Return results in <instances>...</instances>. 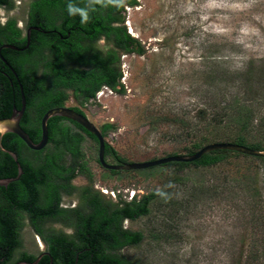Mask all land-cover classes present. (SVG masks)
I'll use <instances>...</instances> for the list:
<instances>
[{"label": "rangeland", "instance_id": "1", "mask_svg": "<svg viewBox=\"0 0 264 264\" xmlns=\"http://www.w3.org/2000/svg\"><path fill=\"white\" fill-rule=\"evenodd\" d=\"M136 1L124 7L121 24L136 40L132 52L116 50L107 41L94 44L103 55L112 50L119 55L117 88L93 100L73 98L68 90L66 105L81 109L98 130L109 124L105 140L125 163L186 156L206 136L217 139L214 143H233L238 105L250 109L252 120L251 129L241 135L249 143L261 142L264 44L253 43L258 51L245 49L236 39L243 24L264 36V0L242 12L209 13L204 24L199 4L193 13L181 15L186 0ZM13 4L11 12L0 11V20L13 18L23 30L30 1ZM215 23L231 31H204ZM82 152L85 170L72 181L77 190L63 196L62 207H77L85 187L112 203L119 197L140 201L158 189L165 193L150 201L147 214L123 221V228L143 234L141 243L119 252L133 264H264V158L228 154L214 167L168 164L111 175L97 162L98 144L86 135ZM105 161L118 164L110 156ZM23 223L14 260L45 249L26 217ZM46 228L73 233L58 223Z\"/></svg>", "mask_w": 264, "mask_h": 264}, {"label": "trees", "instance_id": "2", "mask_svg": "<svg viewBox=\"0 0 264 264\" xmlns=\"http://www.w3.org/2000/svg\"><path fill=\"white\" fill-rule=\"evenodd\" d=\"M68 2L69 0H32L29 4V18L32 21L40 20L43 29H56L66 38L61 45L51 49V57L41 54L38 59L26 61L12 50L2 53L10 57L12 55L10 62L26 100L20 125L35 143L40 139L41 118L49 109L63 106L68 99L66 90L71 89L76 96L84 95L85 100H88L95 97L103 84L113 91L117 88L121 77L118 69L119 55L114 50L103 55L94 48L101 34L116 50L126 53L132 52L131 48L136 44V40L127 33L125 25L121 26L124 21V7L93 13L90 22L82 25L78 16L70 17L67 14ZM74 2L79 3V0ZM126 4L134 6L137 1L126 0ZM0 5L13 8L11 0H0ZM15 24V21H11L0 27V40L4 37L12 45L19 47L24 40H21L22 31ZM33 37L41 40L48 36L34 31ZM58 40L59 36L55 37V41ZM50 43L53 44L54 41H46L43 46L46 48ZM31 49L33 50V45ZM68 63H77L87 70L74 69L71 65L68 68ZM42 66L44 71L40 74L39 69ZM14 106L21 108L18 82L12 73L8 76L0 75V118L9 117ZM237 107L240 111L233 126L238 128V135L232 142L252 150L263 151L264 135L261 142L252 143L241 135L251 129V111L242 105ZM75 110L82 114L78 109ZM258 124V128H263L264 132V113ZM47 128L48 145L41 151L28 149L12 133L2 136L3 148L17 154L23 174L18 181L10 183L7 187H0V264L32 263L39 255L24 252L14 260L15 251L22 245L20 231L24 226L25 217L35 234L44 242L49 254L43 256L38 264H50V258L52 264H133L119 252L141 243L143 234L123 228V221L134 220L147 214L150 201L158 195L152 193L140 201L132 197L133 199L127 202L119 197L117 203H112L104 201L92 188L85 187L79 192L77 207H62L63 196H71L77 190L72 181L85 170L82 161L84 135L96 143L97 140L79 125L60 117L49 119ZM110 128L109 124L102 126L103 137ZM214 142H217V139L206 136L194 142L187 155H192L204 145ZM228 154L247 157L237 152L218 150L205 154L192 163L169 164L214 167L227 159ZM66 156L69 157V163L64 162ZM106 156L112 157L118 164L125 163L107 142ZM106 172L116 175L121 171ZM16 176L15 162L9 155L0 151V179ZM49 223L62 224L71 228L73 233L67 235L46 228Z\"/></svg>", "mask_w": 264, "mask_h": 264}, {"label": "water", "instance_id": "3", "mask_svg": "<svg viewBox=\"0 0 264 264\" xmlns=\"http://www.w3.org/2000/svg\"><path fill=\"white\" fill-rule=\"evenodd\" d=\"M32 31L49 33L44 30H41L39 27H31L27 30V33H26L25 48L18 49L11 45H3L0 47V51L2 49H10L13 51L26 50L30 43V35ZM12 72L17 79L19 89H20L21 108L18 109L16 106H14L12 109V113L9 117L0 118V129H2V131H0V151L9 155L13 159L17 167V176L14 178L0 179V187H7L10 183L18 181L23 174L22 168L18 162L17 154L3 148L1 144L2 136L6 133H12L16 135L27 146L28 149L32 151H41L45 149L46 146L48 145L47 123H48V120L53 117H60V118L67 119L71 122H74L75 124L83 128L86 132L94 136L98 143V157H97L98 162L103 169H106L109 171H123V172L140 171V170H147L150 168H154L157 166H162V165L169 164V163H192L200 159L203 155L208 154L210 152L218 151V150L232 151V152H237L239 154L246 155V156L264 158V150L256 151V150H252V149H249V148L237 145V144H233V143H212V144L203 146L199 151H197L196 153L192 155H186V156L175 155V156H169V157L152 160L148 162H142V163L108 164L105 161V144H106L105 137L102 136L101 132L95 127V125L91 121H89V119H87L85 116L67 107H55V108L49 109L43 115L40 121V130H41L40 139L38 142L35 143L31 140L29 135L25 132V130L20 125V121L24 115L25 108H26V100H25L22 86L18 78L13 70ZM43 256H49V254L45 252H41L37 256L36 260L32 263L17 262L15 264H38V262ZM50 264H52V258H50Z\"/></svg>", "mask_w": 264, "mask_h": 264}, {"label": "clouds", "instance_id": "4", "mask_svg": "<svg viewBox=\"0 0 264 264\" xmlns=\"http://www.w3.org/2000/svg\"><path fill=\"white\" fill-rule=\"evenodd\" d=\"M256 0H203V3H200V0H186L182 3L180 8L181 15L191 14L196 10V4L200 5V12L202 13L199 16L201 24L209 21L211 16L209 13L217 11H229V12H242L252 6ZM126 6V0H79V3L74 2V0H69L66 6L67 14L70 17H79L80 23L82 25H87L90 22L91 15L102 10H107L109 8L119 9ZM218 20H228V16H217ZM211 29L214 33L218 35H223L229 33L231 30L224 27L220 23L208 24L204 31ZM259 41L261 44H264V36L261 35V32L258 28L252 27L248 24H243L239 29V35L236 39V43L243 45L245 49L259 50L254 49L253 43ZM237 59L242 60L244 57H238ZM2 131V129H0ZM171 187V184L168 185ZM157 195L164 196L165 193L157 190Z\"/></svg>", "mask_w": 264, "mask_h": 264}, {"label": "flooded vegetation", "instance_id": "5", "mask_svg": "<svg viewBox=\"0 0 264 264\" xmlns=\"http://www.w3.org/2000/svg\"><path fill=\"white\" fill-rule=\"evenodd\" d=\"M12 2H13V0H11ZM30 2L32 1V0H29ZM13 6H14V4H13ZM14 8V7H13ZM13 8L12 9H9V8H7V6L6 5H0V11H3V12H5V13H9V12H11L12 10H13ZM11 21H15V26L18 28V29H20L21 31H22V35H21V40H24V41H22V43H21V46H14V45H12L11 43H9L8 41H6L5 40V38L4 37H2L1 38V42H0V47L1 46H3V45H11V46H14V47H16V48H18V49H23V48H25V46H26V33H27V30L29 29V28H31V27H39L41 30H44V31H46V32H49V33H42V32H39L41 35H45V36H48L47 38H43V39H38L37 37H33V32L34 31H32L31 32V35H30V43H29V46H28V48L26 49V50H23V51H13V52H15V54H17L19 57H24V59H26V61H27V59H29V60H31V59H38L39 58V56L41 55V54H43V55H45V56H47V57H51V49H54L56 46H59V45H61L62 44V42H64V39H66L65 37L63 38L60 34V32L58 31V30H56V29H52V30H46V29H43L42 28V25L40 24L41 22H40V20L38 21V22H36V21H32L30 18H29V10H28V13H27V16H26V21H25V24H24V29L22 30L21 29V27L19 26V25H17V21L15 20V19H13V18H6L5 20H0V27H4V26H6L7 25V23H9V22H11ZM32 22V23H31ZM58 23L56 22V25H57ZM35 32H37V31H35ZM59 36V40L58 41H55V37H58ZM4 38V39H3ZM46 41H54V43L53 44H47L46 45V48L43 46V44L46 42ZM107 41V38L104 36V35H102L101 34V36H100V38L98 39V41L97 42H106ZM32 45H33V50L31 49L32 48ZM32 50V51H31ZM3 51H11L10 49H2L1 51H0V75H3V76H8L9 75V73L11 74H13V72H12V70L15 72V74H16V71H15V69H14V67H13V65L11 64V62H10V59L12 58V55H11V57L9 56V55H3L2 53H3ZM121 51V50H120ZM69 64V67L68 68H70V65H71V68H76V69H79V70H82V69H85V70H87V68H84V67H82V66H80V65H78L77 63H73V64H71V63H68ZM44 70H43V66L39 69V72H40V74H42V72H43ZM15 76V75H14ZM16 76H17V74H16ZM16 78V77H15ZM17 78H18V76H17ZM17 80V79H16ZM120 81V80H119ZM20 82V81H19ZM19 86V85H18ZM23 89V88H22ZM70 91H71V93H72V96H73V98L75 97V98H78V99H83V100H85V98H84V95L83 96H76L75 94H74V91L73 90H71V89H69ZM104 90H106V91H109V92H111V91H113V90H111V88L110 87H108L107 85H102L101 86V88L96 92V95H95V97L98 99V97H100L101 96V94H99L100 92L102 93V94H104L105 92H104ZM67 91L68 90H66V93H67ZM68 94V93H67ZM94 97V98H95ZM94 98H91V99H88V100H93ZM68 100V99H67ZM67 100L64 102V104H63V106H60V107H67V108H70V109H72V110H74L75 112H77L75 109H78L79 111H81L82 112V114L81 115H83V116H85L86 117V115L84 114V112L81 110V109H79V108H77V107H69V106H67L66 105V102H67ZM55 108V107H54ZM52 109V108H51ZM78 113V112H77ZM80 114V113H79ZM87 118V117H86ZM88 119V118H87ZM69 121V120H68ZM90 121V120H89ZM100 132H101V130H99ZM42 252H45V253H47V251H46V246H45V249H44V251H42ZM41 253V252H40ZM39 253V254H40Z\"/></svg>", "mask_w": 264, "mask_h": 264}]
</instances>
